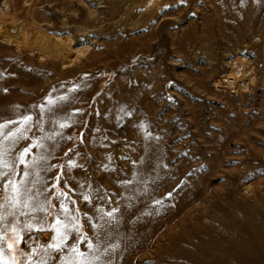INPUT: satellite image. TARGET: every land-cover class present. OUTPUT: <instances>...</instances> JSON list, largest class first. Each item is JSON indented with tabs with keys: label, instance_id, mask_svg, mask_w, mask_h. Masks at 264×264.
I'll list each match as a JSON object with an SVG mask.
<instances>
[{
	"label": "rangeland",
	"instance_id": "rangeland-1",
	"mask_svg": "<svg viewBox=\"0 0 264 264\" xmlns=\"http://www.w3.org/2000/svg\"><path fill=\"white\" fill-rule=\"evenodd\" d=\"M24 116L0 141L51 214L23 261L63 203L90 264H264V0H0L3 134Z\"/></svg>",
	"mask_w": 264,
	"mask_h": 264
},
{
	"label": "snow or ice",
	"instance_id": "snow-or-ice-1",
	"mask_svg": "<svg viewBox=\"0 0 264 264\" xmlns=\"http://www.w3.org/2000/svg\"><path fill=\"white\" fill-rule=\"evenodd\" d=\"M61 99H67L66 97H61ZM48 104L51 105L52 101L49 100ZM41 111L43 112L45 110L44 105L39 106ZM48 111H51V108L48 109ZM32 121L31 116H24L20 123L21 128H17L15 131H10L7 133V135L3 134V130L8 127L7 124L0 125V136H3V140H9L11 139L13 143H15L16 138L23 137V132L27 131V125ZM8 123H17L14 121H9ZM60 128H64L67 125L64 123H61ZM26 138V137H24ZM50 138V137H49ZM37 145H33L35 147ZM42 146V145H41ZM9 149L6 147H2V141H0V181H4L3 187L0 188V191L6 193L2 197L3 203L0 204V208H12V209H18L19 207L23 206L24 208L29 209L32 212L35 211H41L45 212V215L40 218H33L36 220V224L39 226L36 227L32 222L25 221L23 225V229L19 227L18 221L15 220L16 212H9L7 215L0 214V223H3L7 221V224L4 228H0V264H7L6 261H3V253L4 248L2 245L4 244L6 238L10 240L7 244V247L9 250L16 251V246L19 245L23 241V236L21 235V231H32L33 229L36 231H44L46 226L48 225V219L47 216L51 213L47 212V210L44 208V202H40L36 200V197L38 195H42L39 190H37L36 193L32 192L31 188L25 187V184L27 181L21 180L19 183H17L14 179L18 173L15 172L14 164H10L9 160L6 159V156L8 155ZM30 153V148L25 147L23 151L18 155L17 159L19 160L20 164H25V158ZM40 159H44V157H41ZM38 163V161H33L32 164L28 165V167H35V165ZM72 166H75L74 164ZM9 171L12 172V175H9ZM30 173L28 171L23 172V176L27 177ZM38 176V173H36ZM57 180H59V177H57ZM40 181L37 179L33 181V187L36 183H39ZM60 195H63L65 198H67L68 194L65 192H60ZM85 200H88L89 197L87 195L84 196ZM33 201H36L35 206L33 205ZM61 208L63 212L65 213V219L61 220L59 217H56L54 222L50 225L51 231L54 233L52 236V243L47 244L46 246H41L40 249L33 248L31 254H28V259H31V256L33 254H36L38 251H43L45 255L41 256L40 260L37 262V264H48V259L50 258L48 256L49 251H54L59 253L62 249L65 247L70 248V252L72 255L66 256L63 259V264H74L77 257L84 258L81 264H90V262L87 260V254L84 252H81L76 244L68 245L67 241L69 239L68 232L70 229H74L75 231H80V226L78 223V218L76 217H70L69 216V209L67 206L63 203H61ZM21 215H24L25 213L21 212ZM109 216H111V213H108ZM8 216H12L14 219L11 221H8ZM11 230L12 235H8V230ZM84 237H81V241H83ZM89 249H91L93 246L91 243L88 245ZM21 255H24V253H20ZM94 259H98V257H94ZM12 264H17V259H12Z\"/></svg>",
	"mask_w": 264,
	"mask_h": 264
},
{
	"label": "crops",
	"instance_id": "crops-1",
	"mask_svg": "<svg viewBox=\"0 0 264 264\" xmlns=\"http://www.w3.org/2000/svg\"><path fill=\"white\" fill-rule=\"evenodd\" d=\"M15 211L14 209L10 208L9 210L7 209H2L0 211V214H5L7 215V213L9 212H13ZM21 209L18 210V212H16V216H15V220L18 221L19 223V227L21 229H23V225H24V222L25 221H30L33 223L32 221V218H31V215L30 214H24V215H21ZM8 221H11L13 220L14 218L12 216H8ZM7 224V221L3 222V223H0V228H4ZM24 232V231H21V233ZM11 234V230L9 229L8 230V235ZM2 247L4 248V253H3V261H6L7 264H12V259L13 258H16L17 259V264H32V263H27L25 261L22 260V257H21V254H20V251L19 252H14L12 250H9L8 247H7V238L4 242V244L2 245Z\"/></svg>",
	"mask_w": 264,
	"mask_h": 264
},
{
	"label": "bare ground",
	"instance_id": "bare-ground-1",
	"mask_svg": "<svg viewBox=\"0 0 264 264\" xmlns=\"http://www.w3.org/2000/svg\"><path fill=\"white\" fill-rule=\"evenodd\" d=\"M42 39H38V42L41 43Z\"/></svg>",
	"mask_w": 264,
	"mask_h": 264
}]
</instances>
